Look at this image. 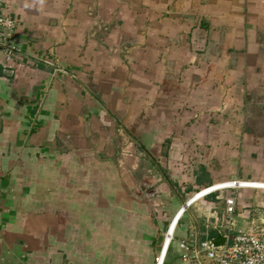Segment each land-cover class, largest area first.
Returning <instances> with one entry per match:
<instances>
[{"label":"crops","instance_id":"0c3cea01","mask_svg":"<svg viewBox=\"0 0 264 264\" xmlns=\"http://www.w3.org/2000/svg\"><path fill=\"white\" fill-rule=\"evenodd\" d=\"M154 1L143 29L133 20L143 12L136 0L113 1L112 10L109 0H2V15L16 21L7 42L17 57L0 56V264H188L180 239L247 232L262 227L256 221L264 226L247 209L227 215L225 197L217 206V195L194 203L191 196L180 206V190L228 179L204 166L203 179L182 168L190 151L179 136L158 132L169 123L164 114L149 124L150 146L140 145L153 164L146 177L125 157L127 124L113 116L138 119L143 105L135 96L143 88L172 96L185 92L191 78L204 105L206 90L222 98L226 90L236 97L242 89L263 93L260 42L249 35L246 56L227 65L216 32L220 25L231 33L242 24L255 30L264 21V0ZM196 44L203 52L191 51ZM210 45L218 53L208 54ZM177 76L184 82L174 86L169 80ZM154 108L163 112L168 103ZM262 135L245 130L241 139L232 133L212 139L260 143ZM174 210L167 248L162 229Z\"/></svg>","mask_w":264,"mask_h":264},{"label":"rangeland","instance_id":"374dc122","mask_svg":"<svg viewBox=\"0 0 264 264\" xmlns=\"http://www.w3.org/2000/svg\"><path fill=\"white\" fill-rule=\"evenodd\" d=\"M113 1L116 2V0H109L110 10L114 8ZM119 1H125L127 3L135 2V0ZM159 1L164 2L165 0H158V2ZM136 2H138L136 4L142 7L143 12L139 16H135L133 20L139 23L141 28L143 27V29H147L150 21L149 8H152L151 6L153 4L155 5V3H153L155 1L136 0ZM259 17H261V15H259ZM109 22H114V19L109 20ZM114 24L116 25V23ZM244 25L245 24H242L243 27L241 26L239 30L232 33L230 30L224 28L226 25H220L221 32H216L219 34L218 48L220 53L223 54V56H226L227 65L230 64L232 60L236 61L237 56H246L245 43L247 42L249 35V37H253L252 39L260 42L255 53L259 57L264 56V21L258 22L257 25H255V30L251 32H247ZM227 28H229V25H227ZM207 40L210 39L208 38ZM236 42L239 44H236ZM125 43H129V41L125 40ZM207 49L208 54L218 53V50H214L212 45H210V48L207 47ZM191 51L201 53L203 52V49L196 44V46L194 45L191 47ZM193 62L195 63L196 61ZM176 80L179 83L184 82L181 76H177L173 81L169 80V82L174 85ZM192 80V78L189 80L191 83L185 92L174 91V95L172 96H170L171 94L169 93H164L162 90L158 92L155 91V93L150 95L148 87L143 88L142 94L135 96L136 98L140 97V101L143 105L142 111H139L140 116L138 119L126 114L127 117L125 118L126 120H124L119 112H114L113 116H116L115 118L120 124L123 121L127 124L125 126L127 141L123 150L126 154L125 157L135 161V163H137L136 167L140 166L143 175L146 177L148 176V171H146V169L153 166V164L148 154L141 150V146H146V148L150 146V137H148V135L152 128L149 127V124H154L157 115L162 116L164 114L169 123L164 127L159 128L158 132H161L163 135L168 134L177 138L179 136L184 141V146L190 151V157L186 159L188 165L186 162L184 165L182 164L184 170L189 173L194 172L196 175L199 173L200 178L203 179L207 178L205 171H201L204 166V168H208L211 174L221 175V177L226 176L228 180L240 179L250 182H264V137L262 135L264 134V92L261 93L256 90L248 91L242 89L241 91L239 90L238 96L236 97L232 96L235 95L236 92L231 93L229 90H226L222 94V98L219 95L214 96L213 91L206 90V101L204 105L199 102L202 97L198 98L197 80ZM169 92L171 93V91ZM229 93L230 95H228ZM161 103H168L167 110L161 112L154 108L155 105ZM220 105L222 106V109H219ZM217 106L218 108L216 109ZM128 118H131L132 121H129ZM230 123L232 125H229ZM140 129L143 132L142 136H138ZM245 130L249 134H261V137L258 136V139L261 142L238 141L236 143H216L214 142L215 139H212L220 133L224 135L232 133L241 139ZM165 145L166 144H164V146ZM214 147L217 150H214ZM140 150L142 151L141 157L137 158L136 156V158H134L133 152ZM154 170L157 172L159 171L155 166L152 167V171ZM172 188H174V190H180L177 186H172ZM195 191L186 190L181 192L180 190V206ZM147 193L146 190L143 191V195L146 197H148ZM215 195L220 196L219 200L215 202L217 206H224V197L226 198L231 195H237L236 208L234 207L236 211L237 209H247L248 213H251L253 218H256L257 220L258 218H264V188L262 187L238 189L237 191L228 190ZM189 206L190 207L184 212V215L190 211L192 204ZM176 211L177 210H174L167 215L166 225L162 229L163 241L169 222ZM255 224L257 226H263L259 221H256Z\"/></svg>","mask_w":264,"mask_h":264},{"label":"built area","instance_id":"2783aa9c","mask_svg":"<svg viewBox=\"0 0 264 264\" xmlns=\"http://www.w3.org/2000/svg\"><path fill=\"white\" fill-rule=\"evenodd\" d=\"M1 5L2 0H0V56L6 60H11L17 57V49L8 44L7 40L15 30L16 21L13 18L2 15ZM250 184L249 181L240 179L217 182L199 188L189 197L195 198L194 203L201 198L228 190L237 191L238 189L258 188ZM235 203V195L225 198V212L227 215H231L234 211ZM188 207L189 205H187L183 213ZM225 237V243L219 247H215L211 240L193 242L180 239L178 241L180 257L188 264H264V226L247 232H237L233 235L227 234ZM173 238L174 233L169 244ZM204 259L207 260V263L204 262Z\"/></svg>","mask_w":264,"mask_h":264},{"label":"water","instance_id":"95a60500","mask_svg":"<svg viewBox=\"0 0 264 264\" xmlns=\"http://www.w3.org/2000/svg\"><path fill=\"white\" fill-rule=\"evenodd\" d=\"M211 241L215 247H219L225 243L226 238L222 234H217Z\"/></svg>","mask_w":264,"mask_h":264},{"label":"bare ground","instance_id":"6f19581e","mask_svg":"<svg viewBox=\"0 0 264 264\" xmlns=\"http://www.w3.org/2000/svg\"><path fill=\"white\" fill-rule=\"evenodd\" d=\"M175 224H176V222H175ZM175 224H174V226H175ZM174 226L172 227L171 225H168V228H167V231H166V235H165V238H164V246L165 247H167V245L169 244V241L171 239V236L173 235Z\"/></svg>","mask_w":264,"mask_h":264},{"label":"trees","instance_id":"16d2710c","mask_svg":"<svg viewBox=\"0 0 264 264\" xmlns=\"http://www.w3.org/2000/svg\"><path fill=\"white\" fill-rule=\"evenodd\" d=\"M214 194H212V195H209V196H213Z\"/></svg>","mask_w":264,"mask_h":264}]
</instances>
